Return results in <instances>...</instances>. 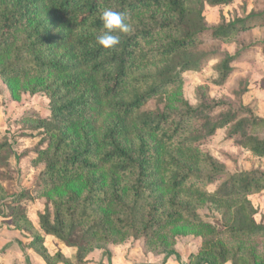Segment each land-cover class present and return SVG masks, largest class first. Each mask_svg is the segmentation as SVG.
Returning <instances> with one entry per match:
<instances>
[{
  "label": "trees",
  "instance_id": "obj_1",
  "mask_svg": "<svg viewBox=\"0 0 264 264\" xmlns=\"http://www.w3.org/2000/svg\"><path fill=\"white\" fill-rule=\"evenodd\" d=\"M234 1L0 0V79L12 101L49 99V118L38 121L46 146L31 160L41 168L33 193L58 197L39 215V228L24 210L9 214L46 264H73L50 253L47 236L77 248L82 264L95 248L131 237L146 253L174 256L180 229L202 241L188 264H264V224L251 201L264 192V171L230 173L202 149L225 129L236 146L264 159V118L244 104L247 87L213 98L208 84L199 85L196 107L184 95L186 74L217 54L202 50L207 40L234 44L264 25V14H253L184 31L189 16L202 19L205 2ZM101 7L129 17L131 31L113 49L96 42ZM251 48L223 53L214 85L226 87L232 63ZM157 98L163 109H146ZM7 146L0 143V158ZM23 196H9L0 179V213ZM203 209L217 221L204 219Z\"/></svg>",
  "mask_w": 264,
  "mask_h": 264
},
{
  "label": "rangeland",
  "instance_id": "obj_2",
  "mask_svg": "<svg viewBox=\"0 0 264 264\" xmlns=\"http://www.w3.org/2000/svg\"><path fill=\"white\" fill-rule=\"evenodd\" d=\"M253 14L256 16L264 14V0H235L230 5L219 7H212L205 2L202 19L196 15L189 16L184 31H198L204 24L212 26L223 22H235ZM262 17L264 18V15ZM263 41L264 25L261 24L251 32L242 34L234 44L226 45L211 39L207 40L202 50L215 51L217 54L200 73L186 74L184 95L189 103L194 107L199 104L197 87L202 84L209 85L213 98H229L231 92H240L241 88L247 87L248 91L244 93L243 98L244 104L252 108L256 115L264 118V46L258 45ZM248 46L252 47L251 51H248L244 58L241 57L232 63L234 71L227 86L220 88L214 85L218 77L215 67L223 58V53L237 55ZM163 106V99L157 98L147 104L146 109L161 110ZM49 115V99L46 96L25 95L21 101H12L7 87L0 79V143L8 145L0 158V163L3 164L0 166V179L9 196L24 195L20 202L16 205L7 204L0 213V234L5 233L6 239L5 245L0 246V254L6 257V264H37L34 258V262L31 261L30 257H33V254L27 253L29 250L33 251L27 247L28 244L22 245V242L16 239L21 237L24 243H28L27 237L13 228L9 214L24 210L32 223L39 227V215L44 213L50 200L58 197L56 194L49 199L38 200L33 193L38 186V174L41 168L33 167L31 160L37 148L46 146V135L38 126V121L48 119ZM227 132L228 130L225 129L219 130L202 146V149L214 156L230 173L255 169L264 171V159L255 158L248 151L236 146L227 138ZM215 188L216 186H210L208 189L214 191ZM251 201L258 211L256 221L264 224V192L251 196ZM199 214L206 220L214 219V222L219 217L210 209H203ZM81 234V231L74 234L75 243L81 241ZM48 240L51 246L59 239L50 236ZM201 243L199 238L188 235L187 229H180L175 234L174 248L177 253L168 257L166 253L144 252L142 240L131 237L124 242L110 243L106 249L95 248L85 257L82 264H108L114 256L115 260L121 261L131 258L134 264H186L191 254L197 253ZM115 249L117 253L111 252ZM74 250L77 251V248ZM33 253L37 255L35 251ZM37 256L41 260L40 256ZM73 257H76V254ZM99 260L103 262L100 263ZM74 261V264H78L75 258Z\"/></svg>",
  "mask_w": 264,
  "mask_h": 264
},
{
  "label": "clouds",
  "instance_id": "obj_3",
  "mask_svg": "<svg viewBox=\"0 0 264 264\" xmlns=\"http://www.w3.org/2000/svg\"><path fill=\"white\" fill-rule=\"evenodd\" d=\"M99 19L103 27L97 35L96 42L104 49L115 48L121 42L120 34H127L131 31L129 17L125 13L101 7Z\"/></svg>",
  "mask_w": 264,
  "mask_h": 264
},
{
  "label": "crops",
  "instance_id": "obj_4",
  "mask_svg": "<svg viewBox=\"0 0 264 264\" xmlns=\"http://www.w3.org/2000/svg\"><path fill=\"white\" fill-rule=\"evenodd\" d=\"M36 228H39V227H36ZM19 233H21V232H19ZM0 235H1V238H0V246H4L5 245V241H6V239H5V233H2ZM48 237H50V236H47L46 237L45 246L48 248V250L50 251V253L52 255L53 254H56V253H62L65 256L66 259L70 260L74 264V262H75L74 261V258L75 257H73V256L76 254L77 251H75L74 248H71V247L67 246L65 243H63L60 240H57L56 242H53L52 245L49 246ZM16 239H18L20 241V243L22 242V245H25V244H28L29 243V240H28V243H24L23 242V239H21V237H16ZM14 246H12V247H14ZM12 251L13 250H11L10 253H12ZM111 252L117 253V250L116 249H115V251H112L111 250ZM27 253H28V255L33 254L32 255L33 257H30L31 258V261L34 262V260H33V258H34L37 264H46L45 260L40 255L39 256H40L41 260L37 256L38 254L35 255L33 253V251L29 250ZM100 260H102V258H100ZM100 260H99V262H100ZM102 262H100V263H102ZM0 264H6V257H3L2 254H0ZM108 264H134V261L131 258H129L127 260H123V261H121V260H115V256H114L111 259V262L110 263L108 262ZM186 264H188V261H187ZM228 264H230V263H228Z\"/></svg>",
  "mask_w": 264,
  "mask_h": 264
}]
</instances>
